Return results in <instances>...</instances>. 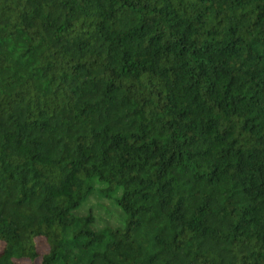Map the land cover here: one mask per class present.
<instances>
[{
	"label": "trees",
	"instance_id": "obj_1",
	"mask_svg": "<svg viewBox=\"0 0 264 264\" xmlns=\"http://www.w3.org/2000/svg\"><path fill=\"white\" fill-rule=\"evenodd\" d=\"M0 243L264 264V0H0Z\"/></svg>",
	"mask_w": 264,
	"mask_h": 264
},
{
	"label": "rangeland",
	"instance_id": "obj_2",
	"mask_svg": "<svg viewBox=\"0 0 264 264\" xmlns=\"http://www.w3.org/2000/svg\"><path fill=\"white\" fill-rule=\"evenodd\" d=\"M83 208V210H82ZM92 209L99 217L104 218L109 221L112 225L118 224L120 212L117 210L116 205L113 200H107L95 194L83 207V205L76 211L80 215L81 210L83 214H86L88 209ZM116 211L117 215H110V212ZM39 249L42 253L48 250L47 243L45 239L39 238L37 240ZM4 244L0 243V250L3 248Z\"/></svg>",
	"mask_w": 264,
	"mask_h": 264
}]
</instances>
